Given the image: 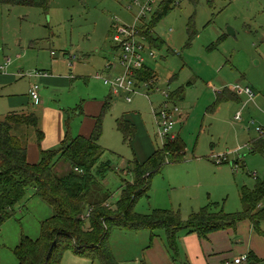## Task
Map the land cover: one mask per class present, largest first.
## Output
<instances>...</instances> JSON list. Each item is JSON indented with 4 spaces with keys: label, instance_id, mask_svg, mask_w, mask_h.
Here are the masks:
<instances>
[{
    "label": "rangeland",
    "instance_id": "obj_1",
    "mask_svg": "<svg viewBox=\"0 0 264 264\" xmlns=\"http://www.w3.org/2000/svg\"><path fill=\"white\" fill-rule=\"evenodd\" d=\"M145 3L146 0H50L46 13L26 6L0 5V66L9 59L6 72L13 76L12 84L0 93V120L9 111L36 113L32 103L9 110L7 102L9 98L27 97L33 81L29 76L34 73L83 76L76 89L63 86L49 95L59 107L81 104L83 100L105 101L111 96L100 140L104 154L95 168L96 171L102 163L110 167L99 183L111 195V208L119 201L122 187L133 183V175L125 169L127 162L134 158L143 160L148 141L155 150L162 147L150 101L158 107L164 98L152 93V88L140 86L139 93L132 95V102L128 103L124 95H114L103 81L120 70V51L112 38L113 27H143L135 18ZM160 8L157 1L152 13L141 21L149 27ZM153 32L165 42L164 47L156 49V59L149 62L156 74L153 91L184 89V100L177 105L188 118H183L174 133L180 134L187 149L181 162L175 163L169 157L135 211L148 215L153 210H173L180 212L183 220L209 206L211 212H240V189H253L256 179L264 181V153L252 144L259 138V129L264 128V0H184L179 7L172 8ZM54 62L66 64L58 63L54 72ZM109 62L116 65L117 71L106 69ZM236 86L252 88L256 99L247 102L245 95L233 91L240 101L222 103L212 111L217 94L225 89L232 91ZM38 87V93L44 90L42 85ZM147 93L150 101L145 97ZM238 112L240 120L235 119ZM124 115L137 128L132 144L124 142L117 126ZM73 135L79 134L74 131ZM198 156L201 159L194 158ZM222 157L227 162L218 164ZM56 170L62 175L69 166L60 163ZM33 194V189H29L25 200L15 207L13 217L0 228L1 264H18L14 252L22 239H39L42 222L54 215L53 208ZM261 230L264 231V222ZM194 240L203 245V255L208 242L196 234L182 232L180 259L174 262L163 230L157 231L152 242L147 231L114 229L110 233L111 249L118 264H152L146 255L151 249L157 251L164 264H190L188 249ZM260 240L264 246V237ZM208 255H212L210 251ZM218 259L221 264L220 255ZM224 261L235 264L234 258ZM61 264L101 263L67 251Z\"/></svg>",
    "mask_w": 264,
    "mask_h": 264
},
{
    "label": "trees",
    "instance_id": "obj_2",
    "mask_svg": "<svg viewBox=\"0 0 264 264\" xmlns=\"http://www.w3.org/2000/svg\"><path fill=\"white\" fill-rule=\"evenodd\" d=\"M0 5L26 6L46 13L50 0H0ZM172 8L167 3L154 16L148 30H154ZM147 37L151 47L161 49L165 46V42L157 35L148 33ZM141 79L154 80L156 74L147 67ZM184 93V89L179 88L171 92L170 98L175 102L183 100ZM110 99L96 118L90 137H72L68 131L57 148L40 150L37 164H30L27 160L28 138L24 131L37 129L38 117L32 112H11L0 121V228L13 217L15 207L25 200L29 189H33V195L54 210V215L41 224V237L37 240L25 237L16 248L14 254L18 264H61L63 254L67 251L81 258L98 260L101 264H118L110 246V233L114 229L133 233L147 231L151 242L157 237V231L163 230L167 250L174 262L180 259L179 240L182 232L206 239L212 233L235 230L240 222L249 221L255 232L264 237V231L261 230L264 206L258 209L264 203V181L258 179L253 189H240V212H211L209 206L183 220L180 212L173 210H153L148 215L135 211L139 200L148 196L154 177L162 172L169 157L175 163L184 160L187 146L178 136L172 142L166 141L143 163L135 158L128 161L127 170L134 177L133 183L122 187L119 201L111 208L108 205L111 195L99 183L110 167L102 163L95 171L104 154L100 140ZM236 101H240L239 96L225 89L217 94L212 111L222 103ZM117 126L124 142L131 144L136 136V127L123 117L117 121ZM38 135L40 144L43 135L40 131ZM252 144L256 150L264 153L263 139L258 138ZM60 163L69 166V170L62 175L56 170ZM249 260L250 264L260 261L251 254Z\"/></svg>",
    "mask_w": 264,
    "mask_h": 264
},
{
    "label": "crops",
    "instance_id": "obj_3",
    "mask_svg": "<svg viewBox=\"0 0 264 264\" xmlns=\"http://www.w3.org/2000/svg\"><path fill=\"white\" fill-rule=\"evenodd\" d=\"M149 62H148V67L151 68ZM58 63L59 62H54V64L51 66V69L54 72H55V67H57ZM9 64H10V60L7 59L6 64H4V66H0V73H1L0 93L3 91V89H5L7 86L12 84L13 76L11 74H7L6 72V69L8 68ZM59 64H61V66H65L66 63L60 62ZM114 70L117 71V67H115ZM120 72L121 70H119L118 73ZM56 74L57 75L49 76L46 73H42V74L34 73L30 75L29 77L32 78L33 81L29 86L27 97H23L21 98V100L9 98L7 101L9 110L21 108L27 103H32V105H34L37 109L36 113L34 114L38 117L39 120L38 128L37 129L31 128L24 131L28 138L27 160L30 164H37L39 162L40 150L46 151L57 148L61 144V142L65 139L68 131H70L72 137H76L73 135L74 131L77 134H79L78 136H83L85 138L90 137L95 127L96 118L102 112L104 104L107 102L109 98H111L110 96L105 101L83 100L81 104L77 103L74 106L59 107L58 105L52 103L51 97H49V95L52 93L54 94L59 92L60 91L59 89L62 88L63 86L67 87V89L70 90L76 89L80 83V79H82L81 77L83 76L72 75V74L67 75L66 73H62V74L56 73ZM38 84L42 85L44 90L39 92L40 94L38 93L39 98L37 100H33L30 97V91L34 85L38 86ZM38 90H40V88ZM228 90L231 91V89ZM221 93L222 92H219L218 94ZM184 97H185V93H184ZM111 99H110V103H111ZM255 99H256V95H255ZM180 101L181 100L176 102L178 103ZM9 113H11V111H9L3 117L5 118ZM122 117L130 121L135 126V124L131 120H129L125 115ZM183 118L186 119L188 117L184 116L181 112V118L175 128H177L178 125L181 124V122H183ZM39 131L43 135L40 144L38 143ZM136 133H137V128H136ZM177 136L181 138L180 134H177ZM154 152H155L154 147L148 141L147 150L144 152L143 155L146 157L143 160H138L137 158L136 159L138 162L143 163ZM194 158L201 159L199 158V156ZM127 167L128 164L125 168L126 171H127ZM219 232L212 233L208 236L210 238L207 237L205 239L208 242V248L206 249V251L203 252V255L200 254V248H202L203 245L198 240H194V243L188 249L191 259L190 264H218V260H219L218 255L222 257L221 264H224V262H226L224 261L225 259L230 258V260H232L233 258L236 259L239 258L240 256L250 255V254L253 255L257 260L264 259V249H263L264 246L260 245L261 242L260 237L262 236H260L257 232H255L249 221L240 222L235 230L229 229L224 232L223 231H219ZM190 238H195V237H190ZM209 251L215 257H212V255L209 256L208 255ZM156 254L158 253L155 249H151L148 252H146L147 257L152 264H160V263L164 264V261L158 258ZM146 255L145 254L143 255L144 260L146 258L145 257ZM137 260H141V259L138 258Z\"/></svg>",
    "mask_w": 264,
    "mask_h": 264
},
{
    "label": "built area",
    "instance_id": "obj_4",
    "mask_svg": "<svg viewBox=\"0 0 264 264\" xmlns=\"http://www.w3.org/2000/svg\"><path fill=\"white\" fill-rule=\"evenodd\" d=\"M157 1L160 3V10L162 11L164 6L169 3L171 6L179 7L184 0H146L145 5L142 7L141 12L138 17L135 18L136 23H140L143 27L137 26H125V25H115L113 27L114 33H112L113 41L116 48L120 51L118 58V67L121 72L115 75L113 78H103L104 84L109 86L114 95H124L125 100L128 103L132 102V95L139 93L140 86L145 88H152V93L160 94L164 100L154 107L153 103L150 101V94H146L145 97L148 98L152 107V115L154 118V123L157 128V137L162 142V146L166 141H174L177 138V134L174 133L176 125L179 123L181 118V108L177 105V102L170 98L172 91H163L155 89V79L144 81L141 79L143 72L148 67V62L156 59L157 53L156 49L151 47L148 41V33L154 35L153 30H148L141 19L145 18L147 14L152 13L154 5ZM158 12V13H159ZM172 31V30H170ZM116 67L113 63L107 64L108 70H114ZM97 78L102 79L101 76ZM39 87L34 85L30 91V97L33 100H37ZM237 95H245L248 98L247 102H251L255 98L254 92L249 88H242L236 86L232 88ZM235 119H241V112L236 114ZM259 138L264 140V128L259 129ZM227 161L225 157L217 160L218 164H222ZM264 203L258 206V209L262 208ZM235 264H250L249 255L240 256L235 259ZM255 264H264V259L256 262Z\"/></svg>",
    "mask_w": 264,
    "mask_h": 264
}]
</instances>
